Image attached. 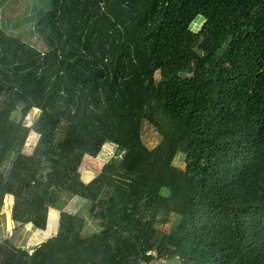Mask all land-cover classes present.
Wrapping results in <instances>:
<instances>
[{
  "label": "trees",
  "instance_id": "1",
  "mask_svg": "<svg viewBox=\"0 0 264 264\" xmlns=\"http://www.w3.org/2000/svg\"><path fill=\"white\" fill-rule=\"evenodd\" d=\"M31 8L27 32L0 11V218L11 196L15 222L52 235L57 211L48 221L34 200L43 184L86 200L100 230L86 237L85 219L62 211L34 250L0 242V264H264V0ZM108 143L114 155L85 183L84 158ZM115 191L134 199L128 213L100 209Z\"/></svg>",
  "mask_w": 264,
  "mask_h": 264
},
{
  "label": "rangeland",
  "instance_id": "2",
  "mask_svg": "<svg viewBox=\"0 0 264 264\" xmlns=\"http://www.w3.org/2000/svg\"><path fill=\"white\" fill-rule=\"evenodd\" d=\"M0 11L5 13L1 14V19L9 23L13 28L11 31L13 33L25 31L27 32L32 25H34L33 19H30L32 14L33 0H0ZM42 6V3L39 4ZM47 3H43V7H46ZM29 7L31 9H29ZM7 11V12H6ZM26 13V14H25ZM24 14V15H22ZM28 18L25 22H19V18ZM202 24L201 20H197L192 25V30L198 31ZM28 34V33H26ZM24 34V35H26ZM29 35V34H28ZM42 51L44 47L38 44L37 46ZM196 54L202 55L199 51H194ZM157 81L160 80L159 73L156 74ZM39 112L33 110L26 118V125L32 126L36 120ZM34 135L32 132L29 136L27 144L24 148V153L31 155L34 151L35 145L38 140V135L31 138ZM143 139L150 147L154 148L158 143V134L156 129L148 122L143 124ZM30 144V145H29ZM116 147L110 143L106 144L102 152L97 158L86 156L83 160L80 172L82 174V180L85 183L92 181L100 172L103 166L110 160L114 155ZM175 164L185 168L184 157L179 155ZM8 166H10L8 164ZM8 169V167L6 168ZM35 202L46 205L49 208L48 221L50 213L55 209L57 211L56 224H54L55 231L52 235H45L44 231L33 228L32 224L21 225L15 222L12 218V210L14 205V198L11 196H6L4 199V206L1 210L0 218V242L5 240H10L13 245L18 247H24L26 250L32 251L35 247L43 243L44 241L54 237L59 230V220L62 211L68 213H73L83 217L86 221V226L84 230V236H90L97 233L100 228L98 226L99 218H96L95 214L90 213V206L88 202L80 197L67 196L66 193L62 192V189L57 187H50L47 185L40 184L36 189ZM134 203V199L128 194L115 191L112 195H105L102 197V204L100 209L105 208L107 205L113 210L126 213L128 208ZM128 213V212H127ZM176 217H170L165 223L159 224V228L165 232H169L170 229L175 225ZM49 222L47 224V227ZM47 230V229H46ZM152 264H179L178 262L171 261H154Z\"/></svg>",
  "mask_w": 264,
  "mask_h": 264
},
{
  "label": "water",
  "instance_id": "3",
  "mask_svg": "<svg viewBox=\"0 0 264 264\" xmlns=\"http://www.w3.org/2000/svg\"><path fill=\"white\" fill-rule=\"evenodd\" d=\"M34 249H35V248H34ZM34 249H33V250H34Z\"/></svg>",
  "mask_w": 264,
  "mask_h": 264
},
{
  "label": "crops",
  "instance_id": "4",
  "mask_svg": "<svg viewBox=\"0 0 264 264\" xmlns=\"http://www.w3.org/2000/svg\"><path fill=\"white\" fill-rule=\"evenodd\" d=\"M89 183V182H88Z\"/></svg>",
  "mask_w": 264,
  "mask_h": 264
}]
</instances>
